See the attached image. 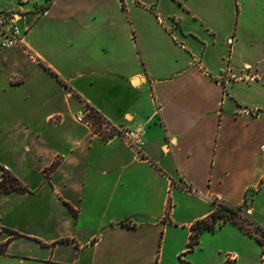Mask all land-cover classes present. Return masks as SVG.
I'll use <instances>...</instances> for the list:
<instances>
[{
    "label": "crops",
    "instance_id": "0c3cea01",
    "mask_svg": "<svg viewBox=\"0 0 264 264\" xmlns=\"http://www.w3.org/2000/svg\"><path fill=\"white\" fill-rule=\"evenodd\" d=\"M161 1L24 5L23 47L0 48V181L28 191L0 190V264H199L207 234L217 264L264 263L231 222L188 251L215 198L264 227V0L245 20L212 0H175L181 13ZM87 105L137 130L141 152L78 121Z\"/></svg>",
    "mask_w": 264,
    "mask_h": 264
},
{
    "label": "trees",
    "instance_id": "16d2710c",
    "mask_svg": "<svg viewBox=\"0 0 264 264\" xmlns=\"http://www.w3.org/2000/svg\"><path fill=\"white\" fill-rule=\"evenodd\" d=\"M46 68L52 71L50 67L46 66ZM52 73L53 75H56L54 71H52ZM90 111L94 113L92 116H94V122L96 123L95 126L97 128L100 129V126H98L99 122H104V121L108 122L106 118L100 115L93 108H90ZM95 126L93 125L94 129L96 130L97 128ZM100 135L104 139L110 138V136L105 133L103 134L101 133ZM179 186L185 190H189V191L193 190L192 186H188V187L184 185H179ZM0 190L1 192H8L14 190H16L17 192H26L28 191V188L25 185H23L18 180L17 177L11 174H5L3 176L2 181H0ZM213 203H214V207L211 214L207 215L206 217L192 224L191 226L192 232L188 242L189 244L188 251L190 250L193 251L195 249V246L199 243V239L204 230L208 229L209 231H216L218 227L229 222L237 224L246 234L255 236L257 238V241L260 244L264 245V227L261 226L259 223H257V221L253 219L246 212L245 206H243L242 204L234 205L226 202V200L218 199V198H215L213 200ZM4 250H5V245L0 247L1 252Z\"/></svg>",
    "mask_w": 264,
    "mask_h": 264
},
{
    "label": "built area",
    "instance_id": "2783aa9c",
    "mask_svg": "<svg viewBox=\"0 0 264 264\" xmlns=\"http://www.w3.org/2000/svg\"><path fill=\"white\" fill-rule=\"evenodd\" d=\"M29 0H20L19 8L14 10H0V48H13V47H23L24 36L26 29L22 26L25 20V15L27 10L24 9V5L28 3ZM92 111L79 110L77 113V120L85 124H90L92 127L94 125V116L92 115L87 118V114ZM102 131L111 134L115 133L119 135L124 141H126L131 147L139 150L141 152L145 139L143 136L134 129L122 127L116 128L111 125L110 122H102ZM237 254L230 253L225 256V264H238ZM264 264V263H263Z\"/></svg>",
    "mask_w": 264,
    "mask_h": 264
},
{
    "label": "rangeland",
    "instance_id": "374dc122",
    "mask_svg": "<svg viewBox=\"0 0 264 264\" xmlns=\"http://www.w3.org/2000/svg\"><path fill=\"white\" fill-rule=\"evenodd\" d=\"M191 2H193L194 0H190ZM213 3H215V5H217L218 9H221L225 12H227L234 20L237 18L240 13H242V8L243 11L249 7V5H251L254 1L257 0H212ZM183 1H175V0H162L159 3L158 7H161L162 9H165L166 11H175L177 13H181L184 11V9L186 8L185 5H183L182 3ZM244 12H246L244 16V20H245V16L248 14V10L246 9ZM242 15V14H241ZM243 16L240 17V21L243 20ZM243 20V21H244ZM235 22V21H234ZM242 24V21H241ZM83 111H90L89 107H85V109H83ZM92 115L91 112H89L87 114V118H89ZM100 123V124H99ZM98 126H100V129L97 128L95 126L96 123H94V126L97 128L96 131L99 132V134H107L110 137L111 136H117L114 132L111 134H108L104 131H102V122H99ZM217 238H213V236H210L209 234L205 235L204 239L201 241L202 245L200 244V250L198 251V253L195 255L196 258L199 261V264H208L209 261V256H211L212 258V262L213 264H217V261L219 259V257L217 256L218 254L216 252H214V250L212 248H216L215 246L218 244H221V241H217ZM212 246V247H211Z\"/></svg>",
    "mask_w": 264,
    "mask_h": 264
}]
</instances>
